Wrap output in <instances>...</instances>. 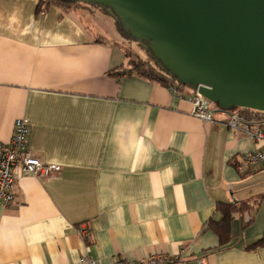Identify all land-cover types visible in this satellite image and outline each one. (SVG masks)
<instances>
[{
  "label": "crops",
  "instance_id": "1",
  "mask_svg": "<svg viewBox=\"0 0 264 264\" xmlns=\"http://www.w3.org/2000/svg\"><path fill=\"white\" fill-rule=\"evenodd\" d=\"M94 15L79 4L38 11V0H0V143L25 118L30 153L60 166L46 179L19 175L11 204L0 202V264H75L86 251L112 264L188 245L178 264H264V246L252 247L264 237V166L242 163L253 141L213 105V123L193 117L190 88L173 95L118 73L125 37ZM254 199L219 246L207 228L216 207Z\"/></svg>",
  "mask_w": 264,
  "mask_h": 264
},
{
  "label": "water",
  "instance_id": "2",
  "mask_svg": "<svg viewBox=\"0 0 264 264\" xmlns=\"http://www.w3.org/2000/svg\"><path fill=\"white\" fill-rule=\"evenodd\" d=\"M96 5L158 67L229 115L264 113V0H70Z\"/></svg>",
  "mask_w": 264,
  "mask_h": 264
},
{
  "label": "built area",
  "instance_id": "3",
  "mask_svg": "<svg viewBox=\"0 0 264 264\" xmlns=\"http://www.w3.org/2000/svg\"><path fill=\"white\" fill-rule=\"evenodd\" d=\"M173 95H177V87L169 86ZM191 115L204 124L213 123L211 103L197 93L191 98ZM234 135H243L250 138L255 149L242 157V163L251 170H259L264 166V113L254 110L240 109L229 115L225 123ZM31 132L30 125L25 118L15 121L12 136L8 143H0V202L4 207L11 204L14 199L15 185L19 175L32 176L37 179L50 178L60 172V166L46 164L34 157L28 150V139ZM84 226L77 230L80 239H84L86 232ZM193 247H183L178 254L167 256L165 254H152L139 261L118 259L112 264H178ZM75 264H102V262L89 257L86 251ZM186 264H191L190 262ZM193 264H207L203 256L193 259Z\"/></svg>",
  "mask_w": 264,
  "mask_h": 264
},
{
  "label": "trees",
  "instance_id": "4",
  "mask_svg": "<svg viewBox=\"0 0 264 264\" xmlns=\"http://www.w3.org/2000/svg\"><path fill=\"white\" fill-rule=\"evenodd\" d=\"M77 5L76 2L70 0H38V11H40L41 7L47 9L50 6H57L64 10H69ZM114 25L120 30L118 25L115 23ZM124 37L129 39L125 35ZM123 53L127 60L126 67L118 73L126 74L128 76H136L145 80L160 83L167 87L174 85V79L169 77L161 68H159L157 63H155L153 58L148 54L142 58L127 48H123ZM258 201V199H254L239 205L219 204L216 207V211L220 213V219L218 221L210 220L207 224V228L217 236L219 246L226 245L230 240V225L234 215L249 214L258 204ZM257 246H264V237L252 247Z\"/></svg>",
  "mask_w": 264,
  "mask_h": 264
},
{
  "label": "rangeland",
  "instance_id": "5",
  "mask_svg": "<svg viewBox=\"0 0 264 264\" xmlns=\"http://www.w3.org/2000/svg\"><path fill=\"white\" fill-rule=\"evenodd\" d=\"M84 5V4H83ZM87 7H89L91 10H93L94 18L97 20L96 22H98V24L102 25L103 27L108 28L111 26L112 24V19L108 17V15L105 13V11L103 9H101L100 7L96 6V5H87ZM105 20L104 22H102V19ZM108 34H113V31L109 30ZM114 35V34H113ZM115 38H120L116 35H114ZM123 45L125 46V48H127L128 50H130L131 52H133L134 54L141 56L142 58H144V56H146V51L136 42L126 39L122 41Z\"/></svg>",
  "mask_w": 264,
  "mask_h": 264
}]
</instances>
